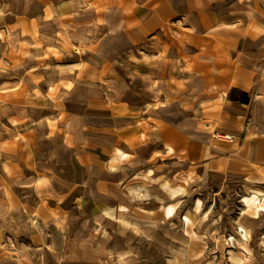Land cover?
<instances>
[{
	"label": "rangeland",
	"instance_id": "obj_1",
	"mask_svg": "<svg viewBox=\"0 0 264 264\" xmlns=\"http://www.w3.org/2000/svg\"><path fill=\"white\" fill-rule=\"evenodd\" d=\"M209 1L190 3L199 7ZM248 6L254 20L246 26V38L254 39L263 31L258 26H264V17ZM181 13L169 0H0V171L11 172L12 141L22 145L16 148L17 155L13 153L21 161L32 144V130L40 131L37 142L45 138L47 127L39 119L48 96L90 79L102 80L103 89L117 97L124 93L125 102L134 101L145 95L143 76L151 78L137 71L139 65L145 60L147 69L156 54L153 66L156 71L163 69L162 74L167 71L169 78L160 82L159 89L151 79L147 88L156 94L165 91L172 98L166 106L156 103L162 108L157 142L162 147L169 142L170 156L178 162L169 174L168 156L162 155L165 164L160 173L169 175L172 184L155 188L152 195L161 210L171 203L176 212L166 219L170 222H159L153 241H161L163 248L170 241L185 242L187 256L178 258L177 264L206 259L210 264H229V250L243 258L242 264H264L260 243L264 234L263 58L247 64L238 60L234 65V52L227 44L232 35H185ZM245 23L241 20V25ZM123 44L128 45L122 48ZM247 71L252 76L245 81ZM234 75L243 81L234 82ZM245 94L249 104L243 106L240 99ZM239 115L244 117L241 124ZM168 119L171 133L166 131ZM33 120L37 123L32 126ZM148 148L139 154L147 158L152 150ZM36 182L29 181L31 186ZM223 182L231 186L229 192ZM63 203L67 210L71 201L66 197ZM248 207L257 209L258 216L249 215ZM48 209L31 216L22 206L11 211L0 204V264H24V250L33 256L26 263L38 264L33 247L42 240L46 249L49 233L63 230L64 217L51 220L55 216ZM205 213L220 220L208 234L195 226ZM238 222L257 236L247 240ZM26 230L25 241L20 236ZM118 234L121 242L129 239L124 230ZM153 241L135 242L142 256L137 264H163L165 253L156 254ZM42 262L51 264L46 258Z\"/></svg>",
	"mask_w": 264,
	"mask_h": 264
},
{
	"label": "crops",
	"instance_id": "obj_2",
	"mask_svg": "<svg viewBox=\"0 0 264 264\" xmlns=\"http://www.w3.org/2000/svg\"><path fill=\"white\" fill-rule=\"evenodd\" d=\"M169 2L182 9L178 17L185 25L183 34L232 35V40L227 42L224 37L220 43L231 44L234 65L238 60L247 64L260 58H263L261 65L264 64V26L259 24L258 28H263V31L255 34L254 39L250 34V38H246L249 33L246 26L254 20L248 3L253 5L259 16L264 17V0H210L206 6L199 7H193L190 0ZM241 20L246 22L245 25H241ZM126 45L123 44L122 48ZM154 57L156 54H153L147 69L145 60H142V66L139 65L137 71L144 75L148 73L151 78H147V74L143 76L140 82L145 86L142 88L145 95L135 102H125L124 93L117 97L107 92L103 89L102 80L79 81L64 92L58 91L56 95L47 97L39 119L46 124V136L37 142L40 131L32 130V144H29L30 148L27 146L21 161L17 156L13 157V153L17 155L16 148L22 145L12 141L11 172L6 175L0 171V196H7L0 198V204L11 211L22 206L31 216L49 208L55 216L51 219L54 221L64 217L63 230L54 235L49 233L46 249L42 247V240L33 247L38 264H43L44 258L51 264H120L107 248L114 249L116 245L124 244L125 241L119 240L121 230L127 232L130 244L137 249L135 242L153 241L152 236L159 232V222H170L164 212L169 203L161 210L152 195L156 188L154 175L169 179V175L160 173L161 165L165 164L162 155L168 156L166 172L169 174L178 162L170 156L173 149L169 142L163 147L157 142L160 138L158 123L162 121L159 109L162 108L156 103L166 106L172 98L165 91L158 90L156 94L147 88L152 79L158 83L154 87L159 89L160 82L167 81L165 78L169 76L167 71L162 74L163 69L156 71ZM83 66L84 63L81 69ZM251 76L249 73L243 79L251 80ZM240 77L234 75L233 81H243ZM240 104L246 106L249 102ZM30 108L27 107L26 111ZM34 111L38 113L39 109ZM243 121L244 117L239 115L238 122L241 124ZM35 123L33 120L32 126ZM165 124L168 126L166 131L171 133L170 119L168 122L165 120ZM146 147L152 149L147 158L139 154ZM123 152L127 154L124 156ZM148 168L153 169V175L145 173ZM33 179L37 182L31 186L29 181ZM27 195L31 197L27 198ZM66 197L71 201L67 210L63 203ZM127 225L144 228L147 238L133 234ZM100 226L109 230L111 236L103 237ZM28 231L20 238L28 240ZM163 249V257H166V246ZM22 256L24 264L33 259L30 250H24ZM141 257L140 253L139 259Z\"/></svg>",
	"mask_w": 264,
	"mask_h": 264
},
{
	"label": "bare ground",
	"instance_id": "obj_3",
	"mask_svg": "<svg viewBox=\"0 0 264 264\" xmlns=\"http://www.w3.org/2000/svg\"><path fill=\"white\" fill-rule=\"evenodd\" d=\"M126 154H127L126 152H123L124 156ZM145 173L147 175L154 174L152 168H148L147 170H145ZM154 183H155L156 188H159L161 186L166 188L167 186H171L172 184L170 180H168V178H164L162 175H154ZM222 185L223 187L227 189L228 192L231 190V186L229 185V183L223 182ZM217 186L222 187L220 183L217 184ZM175 192L176 191H174V193ZM199 207L200 205L197 204L196 209L198 210ZM164 212H165L166 217L168 218L172 217L174 213L176 212L175 205L171 203L166 205L164 207ZM246 212L252 217H257L259 214L258 210L252 207H248ZM184 219L188 220L187 216H185ZM219 221H220L219 218H214L212 216H209L208 213H205L201 215L195 221V226L197 228H200L205 234H208L211 228H213ZM127 226L133 234L138 235L141 238H147V234L145 233L144 228H140L135 225H127ZM237 228L242 231V235L247 240L252 239L253 236L255 237L257 236L255 233H253V231L249 227L245 226L241 222L237 223ZM100 233L103 237L111 236V232L107 230L104 226H100ZM260 243L264 250V234L261 236ZM166 245H167L166 246L167 255L166 257H164V260H165L164 264H177V258L179 257L183 259L186 258L188 250H187V245L185 242L170 241ZM154 246L158 252L162 253L164 251L161 241L156 242ZM107 251L112 252L115 255L116 262L120 264H135L140 257V251L132 247L129 239L125 240L123 245H116L114 249L107 248ZM228 260H229V264H242L243 263V258L234 250L228 251ZM146 264H153V263L149 262ZM197 264H210V260L206 259L203 262L197 263Z\"/></svg>",
	"mask_w": 264,
	"mask_h": 264
},
{
	"label": "trees",
	"instance_id": "obj_4",
	"mask_svg": "<svg viewBox=\"0 0 264 264\" xmlns=\"http://www.w3.org/2000/svg\"><path fill=\"white\" fill-rule=\"evenodd\" d=\"M241 103H248L249 102V98L245 95H243V98L240 99Z\"/></svg>",
	"mask_w": 264,
	"mask_h": 264
}]
</instances>
